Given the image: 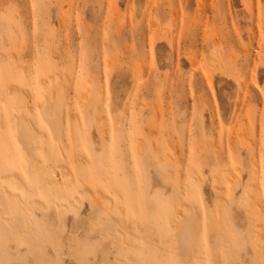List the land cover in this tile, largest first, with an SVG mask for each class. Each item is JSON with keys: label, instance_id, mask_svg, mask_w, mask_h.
<instances>
[{"label": "rangeland", "instance_id": "rangeland-1", "mask_svg": "<svg viewBox=\"0 0 264 264\" xmlns=\"http://www.w3.org/2000/svg\"><path fill=\"white\" fill-rule=\"evenodd\" d=\"M259 255L264 0H0V264Z\"/></svg>", "mask_w": 264, "mask_h": 264}, {"label": "bare ground", "instance_id": "bare-ground-1", "mask_svg": "<svg viewBox=\"0 0 264 264\" xmlns=\"http://www.w3.org/2000/svg\"><path fill=\"white\" fill-rule=\"evenodd\" d=\"M246 2H247V4H248V0H246ZM213 70V69H212ZM211 70V71H212ZM139 74V73H138ZM42 82H44V81H42ZM41 82V83H42ZM45 83V82H44ZM43 83V84H44ZM46 84L47 85H45V86H43L47 91H46V96H45V100H44V102H43V104H42V106H41V109H42V113H43V117H44V120L50 125V126H52V127H56V125H57V123H56V121H54V119L52 118V116H51V114H50V107L52 106V104L54 105V108L56 107H58V94H59V75H55V76H51V77H49V79H48V81H46ZM144 88V87H143ZM61 90V89H60ZM45 93V92H44ZM86 97V96H85ZM88 100H86V102H87ZM89 102V101H88ZM87 102V103H88ZM90 103V102H89ZM89 106V105H88ZM88 108V107H87ZM25 118V117H24ZM16 124L19 126V127H24L25 125H26V121H25V119H23V117L22 116H19V117H16ZM97 122H98V120H97ZM97 124V123H96ZM102 130V129H101ZM109 130V129H108ZM31 134H33V133H31ZM240 135V134H239ZM28 142V141H27ZM26 142V143H27ZM26 145V144H25ZM140 153V152H139ZM28 155H29V153L27 154V158H30V157H28ZM159 158H161L160 156H159ZM168 158V157H167ZM76 159H77V157H76ZM171 159V158H170ZM36 159L34 158L33 159V163H34V161H35ZM78 160V159H77ZM162 160H163V158H162ZM81 161H78L77 162V164H79ZM81 163H83V162H81ZM29 164V163H28ZM76 165V164H75ZM60 169V168H59ZM58 170V169H57ZM60 171V170H59ZM63 171V169L61 170V172ZM60 172V173H61ZM168 172H170V171H168ZM62 173H65V172H62ZM164 173V172H163ZM68 174H69V171H68ZM70 174H71V176H70V178L71 177H73V175H72V173L70 172ZM168 175V174H167ZM214 175V174H213ZM3 177V176H2ZM46 177L48 178V179H50V184H51V187L53 188V186H55V185H57L58 184V182H59V184H63V183H60V181L58 180V179H56V177H55V171H54V168L52 167V166H50V167H47L46 168ZM16 179V182H19L20 181V179H18L19 181H17V177L15 178ZM47 179V180H48ZM177 179V178H176ZM72 180V179H71ZM73 180H74V178H73ZM195 180V179H194ZM22 181V180H21ZM21 181H20V183L19 184H21ZM24 181H22V183H23ZM231 182V181H230ZM26 185V184H25ZM59 186H61V185H59ZM23 187H25L24 185H23ZM181 187H183V186H181ZM98 189V188H97ZM90 190V189H89ZM88 189H83V190H81L80 191V194L81 195H86V196H88L89 198H93V196H94V193H93V191H89ZM99 192V191H98ZM7 193V192H6ZM7 195H9L10 197H13L14 195L13 194H11L10 192H8V194ZM107 195V194H106ZM74 196H77V195H74ZM15 197H17L16 195H15ZM222 197V196H221ZM76 198V197H75ZM86 198V197H85ZM110 199V198H109ZM73 200V199H72ZM71 200V201H72ZM76 200L77 201H81V198L79 197V198H76ZM94 200V199H93ZM224 200V199H223ZM70 201V203H69V205L70 206H74V204H75V202H74V200L71 202ZM102 201H103V203H101V204H103L104 205V203L105 204H107V199H102ZM111 202V201H110ZM89 203V202H88ZM100 203V202H99ZM63 204V203H62ZM91 204V203H90ZM112 204V203H111ZM77 205V204H76ZM92 205V204H91ZM91 205H90V207H91ZM183 205V204H182ZM78 206V205H77ZM110 206V205H109ZM59 207H61V205H59ZM187 207V206H186ZM63 210H64V208H66V209H68L67 208V206L66 205H64L63 204ZM62 208H61V212H63L62 211ZM77 208V207H76ZM79 208V207H78ZM93 209V208H92ZM78 210V209H77ZM77 210H75V211H77ZM191 212V211H190ZM194 214V213H193ZM191 216H192V214H191ZM183 219H184V217H183ZM188 221V220H187ZM184 222H186V220L185 221H183V222H181L182 224H181V226L183 225V223ZM176 224V223H175ZM178 224V223H177ZM177 224H176V226H177ZM180 224V223H179ZM179 224H178V226H179ZM196 229V228H195ZM34 230V229H33ZM177 230V229H176ZM37 231V230H36ZM198 231V230H197ZM196 231V232H197ZM195 232V233H196ZM36 233V232H35ZM186 233H187V231H186ZM196 237V236H195ZM256 241V240H255ZM40 241L38 240V239H35V241H33V242H30L29 243V247L31 248V249H33V250H35V251H37L38 250V248L40 249V247L42 246L41 245V243H39ZM25 243H27V240L25 239V238H23V237H19L18 238V245L19 246H21V245H23V244H25ZM257 243V242H256ZM31 245H33V247L31 246ZM255 245V244H254ZM257 245V244H256ZM44 247V246H43ZM42 247V248H43ZM126 247V246H125ZM254 247H256V246H254ZM262 249V248H261ZM32 250V251H33ZM31 251V252H32ZM30 252V253H31ZM263 253V252H262ZM33 255H34V251H33ZM256 255H258V254H256ZM260 256V255H259ZM42 262H43V264H47L46 262V260L45 259H43L42 260Z\"/></svg>", "mask_w": 264, "mask_h": 264}, {"label": "crops", "instance_id": "crops-1", "mask_svg": "<svg viewBox=\"0 0 264 264\" xmlns=\"http://www.w3.org/2000/svg\"><path fill=\"white\" fill-rule=\"evenodd\" d=\"M260 260H261V256H251L249 261L251 263L253 262L252 264H259Z\"/></svg>", "mask_w": 264, "mask_h": 264}, {"label": "snow or ice", "instance_id": "snow-or-ice-1", "mask_svg": "<svg viewBox=\"0 0 264 264\" xmlns=\"http://www.w3.org/2000/svg\"><path fill=\"white\" fill-rule=\"evenodd\" d=\"M83 264H87V261L83 262ZM261 264H264V261H262Z\"/></svg>", "mask_w": 264, "mask_h": 264}]
</instances>
